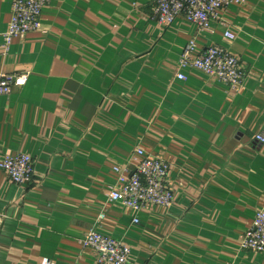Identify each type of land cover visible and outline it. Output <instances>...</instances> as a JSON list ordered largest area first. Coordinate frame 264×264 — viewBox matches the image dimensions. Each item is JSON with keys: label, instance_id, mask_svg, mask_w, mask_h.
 Here are the masks:
<instances>
[{"label": "crops", "instance_id": "obj_1", "mask_svg": "<svg viewBox=\"0 0 264 264\" xmlns=\"http://www.w3.org/2000/svg\"><path fill=\"white\" fill-rule=\"evenodd\" d=\"M11 14L0 0V76L28 80L0 96V159L29 154L35 174L17 186L0 170V264H98L80 244L93 227L131 249L128 264H264L240 246L264 211V0L206 33L182 17L159 25L154 0H50L4 55ZM192 40L240 59L238 93L199 71L176 78ZM140 147L171 165L172 208L110 202Z\"/></svg>", "mask_w": 264, "mask_h": 264}, {"label": "built area", "instance_id": "obj_2", "mask_svg": "<svg viewBox=\"0 0 264 264\" xmlns=\"http://www.w3.org/2000/svg\"><path fill=\"white\" fill-rule=\"evenodd\" d=\"M156 21L161 26H170L178 18H184L195 25L199 32H211L212 24L221 21V13L230 6L243 5L245 0H154ZM50 0H12V14L9 27L3 34V53L7 55L15 39H22L40 30L44 10ZM225 38L236 40L231 31ZM196 40H192L184 49L177 67L176 78L187 80L184 71H199L211 79L225 85L232 92L238 93L244 85L245 73L240 59L229 49L213 45L197 54ZM26 75L0 76V96L10 95L15 86L27 83ZM258 146L264 145V129L255 136ZM132 160L136 167L133 171L116 168L118 182L111 187L109 200L119 203L136 214L155 206L172 208L175 204V192L169 185L171 165L161 158L147 154L143 148L136 149ZM34 159L26 153L6 154L0 159V170L9 180L24 186L32 183L35 174ZM105 219V214L98 218L97 225ZM134 223H139L135 219ZM83 249L97 254L98 264H128L131 260V249L122 241L99 232L97 227L89 230L80 241ZM241 249L259 253L264 256V211H259L250 230L241 241ZM43 264H56L45 260Z\"/></svg>", "mask_w": 264, "mask_h": 264}]
</instances>
